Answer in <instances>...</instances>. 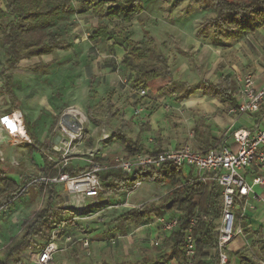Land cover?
I'll list each match as a JSON object with an SVG mask.
<instances>
[{
	"label": "rangeland",
	"instance_id": "1",
	"mask_svg": "<svg viewBox=\"0 0 264 264\" xmlns=\"http://www.w3.org/2000/svg\"><path fill=\"white\" fill-rule=\"evenodd\" d=\"M86 1L72 0L70 12L59 14L51 26L38 30L32 36V39L40 41L47 31L58 32L65 36L66 50H58L53 55L41 58L23 59L18 68L10 72L13 91L18 99V108L15 110L22 112L24 125L29 127L30 133L39 143L45 142L60 148L63 154L66 151L69 165L81 168L89 166L92 159L98 158L104 162L116 155L121 150L118 145L111 140L106 143L100 140L102 128L111 133L118 126L117 118L109 116L105 108L106 98L110 94L115 109L124 113L130 123L128 135L131 138L138 135L140 125L150 126V130L142 137L144 144L152 139L153 144L159 141L163 149L179 148L186 144L195 148L197 145L191 136L194 126L208 127L215 136H225L231 131L232 118L226 114L224 107L202 92L182 102L167 96H158L157 100H154L155 95L140 98L132 76L122 70L120 60L123 51L118 48L112 51L106 43L87 42L90 30L100 21L92 17ZM210 5L209 0H146L143 2V12L129 27L134 34L132 39H151L167 57L172 77L188 83L202 79L216 82L221 75L233 78L236 72L252 71L264 58V29L253 35L245 34L238 41H230L228 48L211 46V29L204 26V22L213 16ZM0 6H4L3 0H0ZM7 22L3 20L0 23L5 25ZM54 57L58 61L46 71L34 73L30 70L39 61L46 63ZM3 63L0 48V72ZM2 85L0 75V87ZM9 107L8 98L0 95V115ZM137 107L143 110L140 115L134 116ZM72 108L84 113L86 118V122L82 126L78 125V128L73 127V122L77 124L75 119L65 115ZM90 112L105 124L93 125L88 118ZM67 129L78 130L83 134L81 144L76 146L77 150L63 142L67 140V137L62 136ZM25 148L26 144L11 145L8 138L0 144L3 155L0 157V170L8 177L17 179L21 174L30 176L36 172V167L42 166L39 154H34L31 159ZM13 161L18 165L15 166ZM263 188L255 187V192L264 199ZM57 191L58 208L66 210L73 218V224L65 234L71 235L75 241L87 239L90 249L86 250L76 242L71 249L54 255L49 263L99 264L105 260L114 264L137 262L144 255L153 257L156 254L153 246L138 242L135 240L137 237H126L136 228L131 222L114 221L128 210L159 202L169 192L167 187L142 182L132 191L102 197L106 200L104 206L86 200V203L94 205L89 216H75L71 211L64 183L58 184ZM42 205L43 200L31 189L0 209V253L10 239L20 233L22 223ZM237 223L238 220L235 226ZM110 226H114L124 236L115 246L106 242L111 233ZM100 242L106 243L100 246ZM8 263L13 264L12 261Z\"/></svg>",
	"mask_w": 264,
	"mask_h": 264
},
{
	"label": "trees",
	"instance_id": "2",
	"mask_svg": "<svg viewBox=\"0 0 264 264\" xmlns=\"http://www.w3.org/2000/svg\"><path fill=\"white\" fill-rule=\"evenodd\" d=\"M0 6V22L8 20L5 25L0 23V48L4 58L1 68L3 81L0 95H5L10 107L9 113L18 108V99L13 91V77L10 72L16 70L23 59L41 58L53 55L58 50L67 49L65 36L54 31H47L40 41L32 36L41 29L48 28L59 14L71 11L72 0H3ZM146 0H87L91 15L100 22L94 26L87 36L89 43L109 44L112 51L116 48L123 51L120 60L122 70L133 78V85L137 89H145L149 95L167 96L178 102L187 100L193 94L202 92L208 98L220 102L226 107L236 105V85L230 75H221L216 82L202 79L196 83H188L173 78L169 62L165 54L160 51L151 39L134 40L133 31L129 29L134 19L143 12V2ZM213 16L204 22L206 28L211 29L209 45L228 48L230 41H238L245 34L253 35L264 29V0H209ZM264 52V47H263ZM58 61L54 57L44 63L39 61L30 67L34 73L44 72ZM112 94L106 98V109L109 116L116 117L118 126L111 130L110 140L118 145L128 157L137 154H155L164 150L152 142L142 143L143 135L150 130V126H139V133L133 139L128 135L130 123L125 114L115 109ZM264 116V101L259 113L254 116L258 124ZM88 118L95 126L105 124L91 112ZM31 145H26V154L32 159L38 153L42 166L36 167L33 175H19L17 179L8 177L0 170V209L10 205L18 196L27 194L31 189L43 200L41 208L21 225V231L10 239L8 245L0 253V264H32L29 258L37 253L46 243L51 241L52 233L63 224H73L71 214L57 206L59 197L57 186L52 182L60 174H67L71 178L79 177L89 170L69 165H56L48 157L61 161L58 153L51 145L39 143L30 133L26 125ZM191 136L200 152L225 144L231 134L214 136L208 127L194 126ZM91 144V138L86 136ZM150 143V144H149ZM148 144V145H147ZM166 149V148H165ZM102 162L100 159H95ZM108 169L98 173L100 194L104 196H118L120 192L132 191L136 183H155L167 187L169 192L157 203H150L131 209L120 215L114 223L131 222L135 227L152 217L160 216L168 211H179L180 217L176 227L166 236L156 249L153 257L144 255L137 262L122 261L114 264H186L184 257V236L190 228V221L194 217L198 222L192 229L195 244V254L192 264H219L216 251V229L222 212L221 189L214 183L197 181L193 171L179 169L170 163H164L159 171L150 168L138 169L131 177L122 174L107 159L104 161ZM237 218V217H236ZM244 219V220H243ZM242 227V236L253 238L256 249L254 264L264 263V231L260 227L253 231L246 218H237ZM44 242L42 244L38 242ZM25 260V261H23ZM54 264V263H49ZM99 264H112L102 260Z\"/></svg>",
	"mask_w": 264,
	"mask_h": 264
},
{
	"label": "built area",
	"instance_id": "3",
	"mask_svg": "<svg viewBox=\"0 0 264 264\" xmlns=\"http://www.w3.org/2000/svg\"><path fill=\"white\" fill-rule=\"evenodd\" d=\"M259 74L256 71L246 73L236 72L233 80L236 85V105L226 107V114L233 118L254 117L260 111V106L264 101V85L258 87L256 82ZM137 95L140 98L149 96L145 89H137ZM157 100V97L154 98ZM142 108L137 107L134 116L142 113ZM67 117L75 119L73 127L82 126L86 122L84 116L83 122H79L80 117ZM67 140L63 141L77 150L76 146L81 144L83 134L78 130L63 131ZM101 142L106 143L110 140L111 133H107L104 128ZM5 138L11 141V145L29 144L31 140L27 134L24 118L21 111H12L0 115V144ZM152 142V140H148ZM52 150L58 153L61 161L57 163L56 159L48 157L49 161L56 165H67L66 151L61 153V149L52 147ZM2 158V152L0 151ZM115 168L127 177H131L138 169L150 168L159 171L164 163L182 169L186 172L193 171L197 181L204 184L214 182L221 189L222 212L216 229L217 242L216 251L219 264H228V248L236 237L242 235V227L239 222L236 224V213L240 218H246L247 210H255L253 202H262V197L255 192V187L264 186V116L260 117L258 124L251 129H237L231 133L230 141L208 149L205 153L191 144L182 147H168L162 152L155 154L141 153L133 157L120 150L116 155L109 158ZM15 166L17 162L13 161ZM107 163L92 159L89 162V170L75 178L67 174H60L52 182L65 184V192L68 204L72 212L77 215L89 216L91 203L95 202L99 206H104L106 200L100 194V182L98 173L108 169ZM249 174V177H248ZM248 178L250 180L248 181ZM142 182L136 183L135 187L141 186ZM74 216V218H75ZM180 217L179 211H168L160 216L152 217L141 225L137 226L132 233L126 237H140V239L150 246L158 247L163 238L168 236L176 227ZM198 220L193 218L190 221V228L184 236V257L186 264H192L195 254V244L192 236V229L196 226ZM69 230L67 224L58 227L52 233L51 241L46 243L37 253L30 257L33 264H48L52 261L54 255L61 253L72 247L76 242L89 250L90 243L87 239H73L71 235L65 234ZM124 236L113 234L108 238V243L115 246Z\"/></svg>",
	"mask_w": 264,
	"mask_h": 264
},
{
	"label": "crops",
	"instance_id": "4",
	"mask_svg": "<svg viewBox=\"0 0 264 264\" xmlns=\"http://www.w3.org/2000/svg\"><path fill=\"white\" fill-rule=\"evenodd\" d=\"M260 62L261 64L258 63L257 65L254 66V69L252 70V71H256L259 74L258 80L256 82V85L258 87L264 85V58ZM230 118H232L231 120L232 129L225 136H227L228 134H231L233 131L237 129H251L255 127L256 125L255 122L257 120L255 117H239V118L230 117ZM25 128H26V125H25ZM210 131L212 135L215 136L214 132L211 129ZM229 141H230V138L228 139V142ZM252 204L254 205L255 210H247L246 215H245L246 220L249 224V227L253 231L258 230L261 227L264 231V199L262 198V202H258V203L253 202ZM114 228H115L114 226L112 227L110 226L111 233L109 237H111L113 234L122 235L121 231L117 230L116 228L114 229ZM135 240H138V242L143 243L144 245L150 246L146 242L142 241L140 237H137V239ZM121 241L122 240L118 241L117 243ZM254 242L255 241L253 238L246 239L242 235L236 237V239L231 243V245L228 248V257H229L228 264H254L252 257L256 258L257 256L256 251H255L256 249L253 247ZM105 243L100 242V246H103ZM107 244L110 245L108 242ZM71 248L72 247H69L68 249H71ZM260 263L264 264L263 262H260ZM170 264H177V263L173 261Z\"/></svg>",
	"mask_w": 264,
	"mask_h": 264
},
{
	"label": "bare ground",
	"instance_id": "5",
	"mask_svg": "<svg viewBox=\"0 0 264 264\" xmlns=\"http://www.w3.org/2000/svg\"><path fill=\"white\" fill-rule=\"evenodd\" d=\"M67 114L71 115V116H75V117L79 116L80 117L79 122H83V120H84V113L80 112L77 109L76 110L73 108L69 109Z\"/></svg>",
	"mask_w": 264,
	"mask_h": 264
}]
</instances>
